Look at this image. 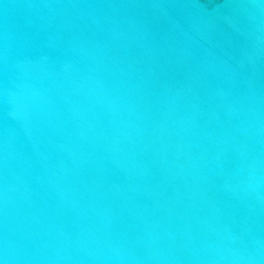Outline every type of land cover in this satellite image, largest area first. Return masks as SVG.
I'll list each match as a JSON object with an SVG mask.
<instances>
[{
  "label": "water",
  "instance_id": "obj_1",
  "mask_svg": "<svg viewBox=\"0 0 264 264\" xmlns=\"http://www.w3.org/2000/svg\"><path fill=\"white\" fill-rule=\"evenodd\" d=\"M0 264H264V0H0Z\"/></svg>",
  "mask_w": 264,
  "mask_h": 264
}]
</instances>
